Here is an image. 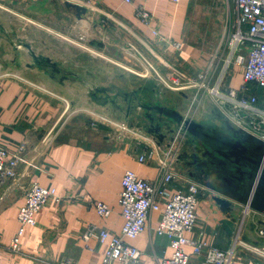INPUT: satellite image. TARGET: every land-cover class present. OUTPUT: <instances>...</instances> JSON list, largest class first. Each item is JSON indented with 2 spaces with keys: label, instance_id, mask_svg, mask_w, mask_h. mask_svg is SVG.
<instances>
[{
  "label": "crops",
  "instance_id": "0c3cea01",
  "mask_svg": "<svg viewBox=\"0 0 264 264\" xmlns=\"http://www.w3.org/2000/svg\"><path fill=\"white\" fill-rule=\"evenodd\" d=\"M66 1L83 6L85 12L78 16ZM232 7L233 0H0L5 19H0V145L13 153L18 144H26L16 177L0 182V264H55L62 258L74 264H102L108 242L85 241V227L95 224L120 234L124 219L118 198L124 171L156 178V160L141 162L138 156L172 142L168 132L174 122L149 111L159 122H167L159 141L147 130L148 111L141 105L179 110V95L189 100L192 93L166 90L155 71L189 76L207 71L211 82L216 80L227 56ZM139 9L151 14L149 23L137 16ZM23 30L29 36L21 35ZM52 41L66 50L55 53ZM81 44L110 50L116 58H97ZM31 51L50 63L36 62ZM224 81L239 94H255L257 105L264 107V87L248 83L241 91L239 66L232 65ZM206 97L209 106L201 98L193 103L192 113L191 108L180 112L221 126L215 119L217 107ZM81 112L95 121L123 122L147 138L115 131L107 123H89ZM195 148L183 145L174 168L177 178L167 187L172 194L189 182L199 185L196 221L185 232L190 264H200L210 246L226 249L232 244L239 264H264V213L218 191L220 179L211 167L200 165L205 157ZM32 182L54 187L60 199H50L35 213V223L24 227L17 253L9 244ZM95 201L108 204L111 213L98 215ZM161 213L153 211L135 238H124L139 249L140 264H159L172 253L169 237L156 232Z\"/></svg>",
  "mask_w": 264,
  "mask_h": 264
},
{
  "label": "built area",
  "instance_id": "2783aa9c",
  "mask_svg": "<svg viewBox=\"0 0 264 264\" xmlns=\"http://www.w3.org/2000/svg\"><path fill=\"white\" fill-rule=\"evenodd\" d=\"M124 1L131 2V0ZM137 16L145 23H149L152 17L143 9L137 10ZM227 28L225 39L227 56L216 80L211 82L207 71L197 72L194 76L180 71L169 74L155 71L156 77L163 86L171 90L190 89L192 105L204 95L208 96L217 109L234 125L264 140V107L257 105L255 94L243 92L247 89L248 83L264 87V0H233ZM154 32L156 33L155 30ZM232 65L242 69L244 85L241 87L243 92L241 94L235 88L225 85V77ZM183 114L189 116L187 113ZM107 122L113 124L117 130L121 129L128 134H140L142 139L147 138L146 135L123 122L110 119H107ZM115 131H113L114 135ZM168 135L171 143L163 148H150L148 152L138 156L141 162L145 159L156 160L159 166L156 178H142L132 169H126L122 175L118 201L124 223L120 234H113L95 224H88L85 227L82 234L85 241L98 239L101 242H108L102 264L116 262L140 264L139 249L126 243L124 238H135L146 228L151 213L157 210H162V213L156 232L159 235H167L172 248L171 255L162 259L159 264H190V255L184 250V246L190 242L185 232L191 230L196 221L199 185L196 182H189L186 189H178L172 194L168 193L167 187L177 178L174 168L179 161L181 148L183 145L193 143L183 128L176 124L174 128H170ZM25 148L26 144L22 142L11 153L0 145V182L16 177L17 166L24 160ZM50 199H60L54 187H45L38 182H32L26 188L25 202L17 214L19 226L9 244L12 251L17 253L21 251L20 238L24 227L35 223V213ZM163 199L164 206L161 207ZM93 205L97 214L102 217H107L111 213V207L102 201H95ZM200 246V244L196 245V251ZM55 264L74 263L70 258H62ZM200 264H239L235 244L226 249L208 247Z\"/></svg>",
  "mask_w": 264,
  "mask_h": 264
},
{
  "label": "water",
  "instance_id": "95a60500",
  "mask_svg": "<svg viewBox=\"0 0 264 264\" xmlns=\"http://www.w3.org/2000/svg\"><path fill=\"white\" fill-rule=\"evenodd\" d=\"M66 4L74 7L78 16L85 12L83 6L69 1ZM31 54L36 62L50 63L48 58L36 56L33 52ZM141 106L148 111L146 116L150 123L147 130L159 141L164 136L160 131L163 125L167 126V122H159L150 110L181 126L196 149H203L205 159L200 161V165L211 167L220 179L218 191L264 213V140L234 125L218 109L215 119L222 123L221 126L185 116L174 107L157 103Z\"/></svg>",
  "mask_w": 264,
  "mask_h": 264
},
{
  "label": "rangeland",
  "instance_id": "374dc122",
  "mask_svg": "<svg viewBox=\"0 0 264 264\" xmlns=\"http://www.w3.org/2000/svg\"><path fill=\"white\" fill-rule=\"evenodd\" d=\"M1 18L0 19H2L3 21H5V19H4V17H2V16H0ZM21 32V31H20ZM27 35V36H29V33L27 32V31H24L23 30V32H21V35ZM52 44L54 45L53 47H56L57 48V51L58 52H56L55 51V53H61L62 51H65L66 50V47H62L61 48V46H59V44L56 42V41H52ZM83 44H81V46H82ZM84 46V45H83ZM82 46V47H83ZM78 47V46H77ZM84 47H89V50L88 49H86V53L87 54H92V55H94V56H96L97 58H100V55H104V56H106L107 58H116V53H113V52H111L110 50H106V49H102L101 51H103V52H101L98 48H96V47H94V48H92L91 46H84ZM61 49H63V50H61ZM122 55H125L124 53H122ZM115 56V57H114ZM118 57H117V59L119 58V57H121V55H117ZM121 60L119 59V61H117V63L118 64H121V65H125L123 62L121 63L120 62ZM121 67V66H120ZM122 68V67H121ZM124 70V69H123ZM88 78L89 77H87V80H88ZM89 79H91V78H89ZM92 80V79H91ZM165 89L166 90H168V91H171V89H169V88H166L165 87ZM179 96H181V102L182 103H180V108H179V111H184L185 109H190L191 108V113L193 112V109H195L194 107V105L195 104H191L192 102H191V99H192V96H190V93H189V100L187 99V98H183L182 97V95H179ZM202 99H204V100H206L205 101V104L207 105V106H209L211 103H210V101L207 99V97L206 96H204V98H202ZM204 102V101H203ZM212 106V105H211ZM182 108H183V110H182ZM199 111V110H198ZM197 111V112H198ZM183 113V112H182ZM81 114H84L83 116H86V121L87 122H89V123H94V124H102V123H107V124H109L110 125V127L112 128L113 127V129H114V126H113V124L111 125L110 123H108L107 122V119H110V118H106V120H105V118H104V120L103 119H100V118H97V120L95 121V120H92V119H90V116L87 114V113H82L81 112ZM189 115H191V114H189ZM198 115V114H197ZM84 120V119H83ZM110 120H112V119H110ZM114 121V120H113ZM116 122V121H115ZM173 128H174V126H172Z\"/></svg>",
  "mask_w": 264,
  "mask_h": 264
},
{
  "label": "flooded vegetation",
  "instance_id": "af4514ba",
  "mask_svg": "<svg viewBox=\"0 0 264 264\" xmlns=\"http://www.w3.org/2000/svg\"><path fill=\"white\" fill-rule=\"evenodd\" d=\"M195 146V145H194ZM195 150L197 151V152H203V149L201 148L200 150H197L196 148H195Z\"/></svg>",
  "mask_w": 264,
  "mask_h": 264
}]
</instances>
